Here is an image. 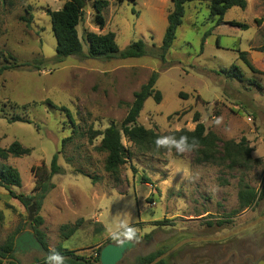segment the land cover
<instances>
[{
	"label": "rangeland",
	"instance_id": "rangeland-1",
	"mask_svg": "<svg viewBox=\"0 0 264 264\" xmlns=\"http://www.w3.org/2000/svg\"><path fill=\"white\" fill-rule=\"evenodd\" d=\"M107 1L104 29L95 22V0L88 1L78 26L83 53L88 56L87 32H114L121 51L142 40L148 55L125 60L71 56L58 62L48 11L62 9L65 1L0 0V67L15 61L31 63L0 76V146L20 142L31 154L0 163L19 170L22 186L13 190L27 196L34 193L37 181L33 168L49 167L58 153L63 169L33 221L29 207L0 189V245L15 233H34L35 219L42 217L39 230L49 250L62 246L91 264H101L98 253L112 241L106 229L122 212L142 236L119 264H138V258L168 251L186 239L225 235L264 215V52L260 51L264 24L255 23L264 18V0H247L246 10L230 9L220 25L218 17L210 15L211 0L188 3L165 62L156 53L174 7L172 0ZM232 21L246 23L249 29L233 27ZM154 73L159 75L155 88L162 100L157 103L151 97L145 102L140 125L161 134L194 130L198 113L207 132L221 139L220 147L223 141L245 138L260 163L249 171L226 164H196L193 152L182 156L143 152L123 137L132 157L116 183L105 170L107 153L97 150L100 133L112 124L122 126L135 93ZM49 102L69 109L75 124ZM17 116L31 123L12 121ZM219 116L224 123L216 126L213 120ZM225 127L232 132L226 134ZM177 169H185L191 179ZM241 178L263 197L252 208L234 213L239 208ZM131 200L134 206L128 203ZM80 219L81 228L65 239L61 227ZM47 254L32 250L16 253V258L19 264H37V259L45 264ZM261 261L264 222L224 241L185 244L165 264Z\"/></svg>",
	"mask_w": 264,
	"mask_h": 264
},
{
	"label": "trees",
	"instance_id": "trees-1",
	"mask_svg": "<svg viewBox=\"0 0 264 264\" xmlns=\"http://www.w3.org/2000/svg\"><path fill=\"white\" fill-rule=\"evenodd\" d=\"M64 1L65 3L62 9L57 11H48V14L51 17L53 33L57 40L58 62H63L64 59L71 56H85L87 58L99 60H125L131 58H141L148 55L147 45L142 40L132 43L128 48L121 51L117 44L116 34L114 32H108L105 34L87 32L85 40L89 44V51L88 56L85 55L83 53V44L79 36L78 26L84 19V8L87 6L89 0ZM119 1H130L135 3L137 0ZM193 1L195 0H172L174 7L168 14V26L163 38L162 46L159 48V52L156 53L162 62L166 61V57L177 38L178 28L184 22L183 20L185 17L186 5ZM108 6L109 2L107 0H95L94 2L93 7L95 10V22L100 29H104L106 26L104 11L108 8ZM235 7L246 10L248 2L247 0H211L209 11L211 16L218 17V25H220L225 23L224 18L227 12ZM255 23L258 26L263 25L264 18L255 19ZM229 24L242 30L249 29V25L246 23L232 21ZM260 51L264 52V42L260 47ZM28 66H31V63H20L18 61H15L13 65H3L0 67V76L8 70ZM158 77V73H154L149 81L135 93L134 100L130 105L128 114L122 122L121 130L118 125L112 124L105 129V131L100 133L102 141L100 146L97 147V150L107 153L105 170L115 178L116 183L120 182L121 168L132 157L131 152L123 143V137L134 144L140 151L152 152L159 155L166 152L164 150H155L154 141L158 136L175 135L176 137H195L199 141L198 150L193 152V162L196 164H226V166L230 169L249 171L255 164L257 165L260 163V160L252 157V148L249 146V141L245 138L239 142L233 140L223 141L222 147H220L221 139L216 133L207 132L206 126L200 121V115L198 113L195 115L194 119L196 122L194 130L183 128L169 134H161L154 129H147L143 125H140L138 123V119L144 108L145 102L151 97H153L157 103H160L162 100L161 92L157 91L155 88ZM180 95L182 96V93ZM49 103L55 108L65 111L70 117L71 122H73V125L75 124L71 118V112L69 109L66 107H58L53 105L51 102ZM12 121H24L31 123V121L24 120L19 116L14 117ZM71 138L72 137L66 138L63 141V145H65L67 141L71 140ZM30 154L31 150L29 148H25L20 142H14L8 148H2L0 146L1 160H8L11 157L20 158ZM33 171L36 172L35 175L37 177L34 193L30 196L17 194L13 189L22 186V178L19 170L11 165L0 163V189L8 191L13 198L18 199L24 206L30 207L32 203L35 202L37 204V208L40 209L45 198L56 187L53 183L54 177L63 172V169L59 164V154L56 153L54 155L49 167L42 165L41 167L33 168ZM93 182L96 183L97 178H93ZM145 182L148 183V181ZM239 186V208L234 213H239L252 208L259 201V199L263 197L262 193H259L258 190L246 182L244 178L240 179ZM43 222L42 217H37L35 219L34 234L44 245L46 252H49L45 234L39 230V227L43 225ZM83 223L84 220L80 219L73 225H63L61 227L62 236L65 239L71 238L81 228ZM19 234L20 233L18 232L10 235L6 242L0 245V256L7 259L14 258L17 260L14 250L15 242ZM109 243H112V241H109ZM55 250L66 258V264H91L89 261H86L84 257L75 255L74 251L67 250L62 246H58ZM101 250L98 253L97 262H100ZM164 252L166 251H158L156 253L140 257L137 259V263L149 264ZM17 262L19 263L18 260ZM17 262H6L0 259V264H18ZM159 264H165V259Z\"/></svg>",
	"mask_w": 264,
	"mask_h": 264
},
{
	"label": "clouds",
	"instance_id": "clouds-1",
	"mask_svg": "<svg viewBox=\"0 0 264 264\" xmlns=\"http://www.w3.org/2000/svg\"><path fill=\"white\" fill-rule=\"evenodd\" d=\"M213 123L216 126H220L224 123V117H215ZM225 133L230 134L232 129L225 127ZM156 151L164 150L169 154H175L182 156L186 153H191L199 148V141L197 138L188 136L176 137L175 135H161L154 141ZM177 172L183 173V178L191 179L190 174L185 169H177ZM129 204H135V201H128ZM107 233L109 238L118 247H123L127 243H139L142 233L140 229L130 224L122 215V212H118L113 216L110 225L107 227ZM45 264H66V258L57 252L55 249H50L45 257Z\"/></svg>",
	"mask_w": 264,
	"mask_h": 264
},
{
	"label": "water",
	"instance_id": "water-1",
	"mask_svg": "<svg viewBox=\"0 0 264 264\" xmlns=\"http://www.w3.org/2000/svg\"><path fill=\"white\" fill-rule=\"evenodd\" d=\"M85 10L87 9V6L84 8ZM119 129H122V126H118ZM29 209V219L30 221H33L35 212L37 211V204L34 202L32 205L28 208ZM264 222V215L260 216L258 219L255 221L248 223L247 225H244L236 230H233L225 235L221 236H215V237H203V238H190L186 239L176 246L172 247L168 251L164 252L163 254L159 255L156 257L151 263L149 264H159L161 261L166 259L168 256L173 254L179 247L188 244V243H198V242H219V241H224L227 240L247 229H250L252 227H255L256 225ZM137 246L136 243H127L123 247H118L114 243H109L103 249L101 250V255H100V262L101 264H118L120 263L123 258L125 257L126 253L135 248ZM46 251L44 245L39 241V239L35 236L34 233H31L30 231H26L19 235L16 239L15 242V253H26L30 251ZM0 259L3 261H14L17 262L16 259L14 258H3L0 256ZM18 263V262H17ZM36 263H39V260H36ZM19 264V263H18ZM260 264H264V261H261Z\"/></svg>",
	"mask_w": 264,
	"mask_h": 264
},
{
	"label": "flooded vegetation",
	"instance_id": "flooded-vegetation-1",
	"mask_svg": "<svg viewBox=\"0 0 264 264\" xmlns=\"http://www.w3.org/2000/svg\"><path fill=\"white\" fill-rule=\"evenodd\" d=\"M87 261V260H86ZM101 263V262H100ZM119 264V263H118Z\"/></svg>",
	"mask_w": 264,
	"mask_h": 264
}]
</instances>
